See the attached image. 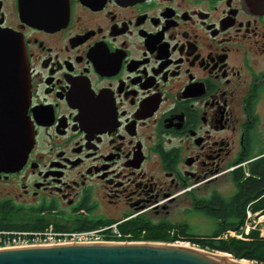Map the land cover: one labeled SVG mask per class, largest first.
Returning <instances> with one entry per match:
<instances>
[{"label": "flooded vegetation", "instance_id": "af4514ba", "mask_svg": "<svg viewBox=\"0 0 264 264\" xmlns=\"http://www.w3.org/2000/svg\"><path fill=\"white\" fill-rule=\"evenodd\" d=\"M23 127L0 219L217 226L264 159V0H0V144Z\"/></svg>", "mask_w": 264, "mask_h": 264}, {"label": "water", "instance_id": "95a60500", "mask_svg": "<svg viewBox=\"0 0 264 264\" xmlns=\"http://www.w3.org/2000/svg\"><path fill=\"white\" fill-rule=\"evenodd\" d=\"M30 152L23 127L15 144H0V173L21 170ZM0 264H258L229 253L182 244L100 240L47 241L0 246Z\"/></svg>", "mask_w": 264, "mask_h": 264}, {"label": "trees", "instance_id": "16d2710c", "mask_svg": "<svg viewBox=\"0 0 264 264\" xmlns=\"http://www.w3.org/2000/svg\"><path fill=\"white\" fill-rule=\"evenodd\" d=\"M251 173L257 178L250 177L244 182H242V171L235 173L233 180L238 191L231 199L230 204V208H235L233 209L235 211L223 220L217 221L216 230L211 235H193L178 227L179 233H176L173 239L170 237L169 231L172 228H177L176 226L147 219L129 221L121 225L120 229L125 233L132 232L135 240L167 243L180 238L197 243L203 248L229 253L237 259L264 264V238H261L257 231L251 234L249 240L226 239L223 236L227 231L240 230L245 222L248 206L253 212H264V159L252 165ZM203 206H205V203H203ZM111 223L92 220H53L30 215L25 218L0 219V232H41L50 225H53L59 232L86 231Z\"/></svg>", "mask_w": 264, "mask_h": 264}, {"label": "built area", "instance_id": "2783aa9c", "mask_svg": "<svg viewBox=\"0 0 264 264\" xmlns=\"http://www.w3.org/2000/svg\"><path fill=\"white\" fill-rule=\"evenodd\" d=\"M264 213L253 212L251 209H247L246 218L243 226L239 231H227L223 236L224 238H236L240 240H249L251 234L255 231L259 233L261 238H264ZM170 237L175 238L176 234L170 232ZM133 233H125L121 231L120 224H108L98 227L93 230L86 231H70L59 232L53 225H50L44 231L41 232H0V246L8 244H21L32 242H47V241H82V240H100L106 242H118V241H141L133 238ZM182 242H189L183 239H177L173 242H167L170 244H182ZM185 245L189 246L188 243Z\"/></svg>", "mask_w": 264, "mask_h": 264}, {"label": "rangeland", "instance_id": "374dc122", "mask_svg": "<svg viewBox=\"0 0 264 264\" xmlns=\"http://www.w3.org/2000/svg\"><path fill=\"white\" fill-rule=\"evenodd\" d=\"M227 186H228L230 191H235L234 185L231 181L227 182ZM262 215H264V214H262ZM191 222H192V226L194 227V229L192 230V232L194 233L193 235H198V236L211 235L212 232L216 228V223L214 221H211V220H209L205 217H202V216H196L195 219H193ZM182 243H183V245L188 243L189 246L197 248V249H202V250H206V251H210V252H217V251L210 250L208 248H203L201 245H199L197 243H192L190 241L189 242H182Z\"/></svg>", "mask_w": 264, "mask_h": 264}]
</instances>
